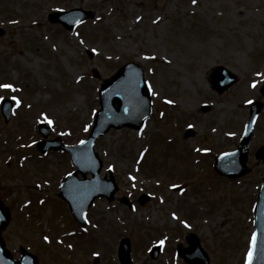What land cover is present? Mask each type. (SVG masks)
I'll return each instance as SVG.
<instances>
[{"label":"rangeland","instance_id":"rangeland-1","mask_svg":"<svg viewBox=\"0 0 264 264\" xmlns=\"http://www.w3.org/2000/svg\"><path fill=\"white\" fill-rule=\"evenodd\" d=\"M75 7L95 16L72 30L47 19ZM0 31V84L13 85L0 96L20 101L12 99L7 123L0 114V196L11 216L3 237L14 256L24 246L40 264H92L95 256L97 264H119V240L127 237L133 264H186L175 247L195 233L211 264H245L264 170L254 156L264 143V104L248 172L230 180L211 164L237 144L249 103H264V0H0ZM128 61L144 69L152 115L139 130H110L94 143L101 176L111 168L118 190L110 202L94 201L80 229L57 197L59 181L74 168L60 150L35 149L36 127L51 120V137L83 140L99 85ZM219 64L238 77L221 94L208 79ZM142 192L151 198L139 204ZM124 195L131 209L120 201ZM160 241V255L151 259L148 251Z\"/></svg>","mask_w":264,"mask_h":264},{"label":"water","instance_id":"water-1","mask_svg":"<svg viewBox=\"0 0 264 264\" xmlns=\"http://www.w3.org/2000/svg\"><path fill=\"white\" fill-rule=\"evenodd\" d=\"M94 15L93 11H85L74 8L69 11L55 12L49 14L51 21H59L67 28H72L81 20ZM73 16V20L67 17ZM2 33V31H0ZM237 77L223 67H215L210 75L212 88L222 92L236 81ZM264 88L261 89L263 91ZM100 108L95 114L94 124L84 143L75 146L63 145L58 138L54 140H41L37 142V148L45 152L48 148H62L71 154L73 165L81 172L83 179H78L76 172L68 175L61 185L59 195L65 199L70 206L75 219L84 221V213L97 196H104L108 200L113 198L117 187L110 176L109 179L100 180L98 174L101 161L93 149L95 139L103 135L110 127L119 128L129 126L138 128L141 123L149 117L151 102L149 92L143 80L142 68L133 62L121 66L109 79H106L99 90ZM261 102L251 104L249 119L246 123L244 134L237 146L231 152L222 154L215 159L214 168L221 174L235 178L246 171V155L250 140L252 138V127L256 115L261 109ZM11 101L4 99L1 103V112L5 121L9 119ZM207 109V107H203ZM39 131L43 137L50 134L48 126L39 125ZM192 133L189 129L185 136ZM257 157L264 159V145L257 152ZM87 171L91 172L92 178H85ZM145 198L143 197L144 200ZM9 211L0 199V264H38L35 256L27 253L21 248V258L14 259L10 252L5 249L1 232L9 221ZM255 243L252 240L251 264H264V177L261 189L256 199L254 208ZM189 247H178V253L188 264H209L206 252L201 248L198 239L191 235L188 238ZM130 243L123 238L119 245V260L121 264H131L129 257ZM157 248L152 253L156 256Z\"/></svg>","mask_w":264,"mask_h":264},{"label":"snow or ice","instance_id":"snow-or-ice-1","mask_svg":"<svg viewBox=\"0 0 264 264\" xmlns=\"http://www.w3.org/2000/svg\"><path fill=\"white\" fill-rule=\"evenodd\" d=\"M193 4L197 3V0H192ZM137 19H140V17H137ZM93 51H95V49H93ZM257 75H261L260 73H257ZM253 87H255V82H253ZM0 88H8V89H12L13 85L11 84H0ZM149 89L151 90V86L149 85ZM153 95H156V93L153 91L152 92ZM4 99V97L0 96V101H2ZM13 100L16 101L17 105H19L20 101L16 98V97H12ZM169 103H172V101H168ZM46 120H48L47 117H45ZM48 123L51 124L52 121L48 120ZM191 127V125H190ZM81 143H84V141H81ZM143 155V153L141 154ZM134 179V178H133ZM175 215V214H173ZM44 239L47 241L49 239V237L45 236ZM161 244H163V241H160ZM255 243V233L253 234V244ZM69 247H71V245H69ZM95 255V254H94ZM252 261V249H249V252L247 254V261L246 264H251Z\"/></svg>","mask_w":264,"mask_h":264}]
</instances>
